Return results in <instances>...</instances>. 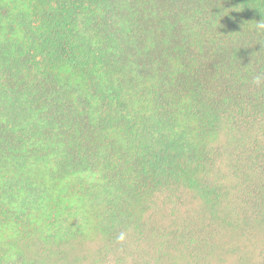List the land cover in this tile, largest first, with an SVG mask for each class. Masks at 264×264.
<instances>
[{"label":"trees","instance_id":"obj_1","mask_svg":"<svg viewBox=\"0 0 264 264\" xmlns=\"http://www.w3.org/2000/svg\"><path fill=\"white\" fill-rule=\"evenodd\" d=\"M0 264H264V0H0Z\"/></svg>","mask_w":264,"mask_h":264},{"label":"clouds","instance_id":"obj_2","mask_svg":"<svg viewBox=\"0 0 264 264\" xmlns=\"http://www.w3.org/2000/svg\"><path fill=\"white\" fill-rule=\"evenodd\" d=\"M119 240H123L124 239V236L123 234H121L119 237H118Z\"/></svg>","mask_w":264,"mask_h":264}]
</instances>
